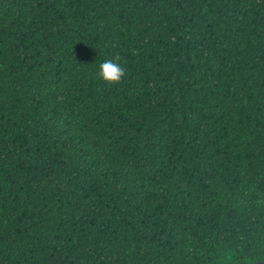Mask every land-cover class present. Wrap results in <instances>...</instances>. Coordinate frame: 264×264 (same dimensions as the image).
Segmentation results:
<instances>
[{"label": "trees", "instance_id": "trees-1", "mask_svg": "<svg viewBox=\"0 0 264 264\" xmlns=\"http://www.w3.org/2000/svg\"><path fill=\"white\" fill-rule=\"evenodd\" d=\"M260 260L264 0H0V264Z\"/></svg>", "mask_w": 264, "mask_h": 264}, {"label": "clouds", "instance_id": "clouds-1", "mask_svg": "<svg viewBox=\"0 0 264 264\" xmlns=\"http://www.w3.org/2000/svg\"><path fill=\"white\" fill-rule=\"evenodd\" d=\"M120 61L121 56L117 54L113 59L100 63L98 77L108 85L121 83L127 73Z\"/></svg>", "mask_w": 264, "mask_h": 264}, {"label": "water", "instance_id": "water-1", "mask_svg": "<svg viewBox=\"0 0 264 264\" xmlns=\"http://www.w3.org/2000/svg\"><path fill=\"white\" fill-rule=\"evenodd\" d=\"M251 264H264V260H260V261H257V262L251 263Z\"/></svg>", "mask_w": 264, "mask_h": 264}]
</instances>
